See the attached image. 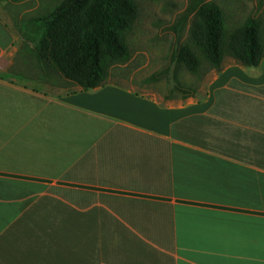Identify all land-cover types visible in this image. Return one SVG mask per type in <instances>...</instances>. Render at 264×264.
<instances>
[{"label":"crops","instance_id":"0c3cea01","mask_svg":"<svg viewBox=\"0 0 264 264\" xmlns=\"http://www.w3.org/2000/svg\"><path fill=\"white\" fill-rule=\"evenodd\" d=\"M18 5L0 0V264H264V59L179 102L26 83Z\"/></svg>","mask_w":264,"mask_h":264},{"label":"trees","instance_id":"16d2710c","mask_svg":"<svg viewBox=\"0 0 264 264\" xmlns=\"http://www.w3.org/2000/svg\"><path fill=\"white\" fill-rule=\"evenodd\" d=\"M193 13L190 43L178 48L176 67L197 73L200 55L216 72L226 55L245 68L260 65L264 59V26L257 20L247 18L227 32L219 6L201 4ZM137 15L133 0H61L31 22L39 36L31 49L43 75H59L83 91L102 86L110 67L129 59L125 36ZM185 19L173 29H184Z\"/></svg>","mask_w":264,"mask_h":264},{"label":"rangeland","instance_id":"374dc122","mask_svg":"<svg viewBox=\"0 0 264 264\" xmlns=\"http://www.w3.org/2000/svg\"><path fill=\"white\" fill-rule=\"evenodd\" d=\"M61 0H19L21 5L15 13L24 25L25 48L18 56L23 65L10 75L29 83L44 81L42 69L38 65L31 47L38 43V35L32 27V20L50 12ZM138 15L125 41L129 59L112 65L104 84H113L137 93H151L158 100L169 102L186 101L190 96H198L207 90L210 77L217 73L200 55V68L190 73L183 67H176V53L182 44L190 43V29L194 21L193 9L201 4L212 3L220 7L224 28L231 32L247 18L264 26V0H133ZM184 29L175 31L173 27L184 20ZM17 22V23H18ZM32 36V37H31ZM234 60L226 55L222 64ZM222 66V65H221ZM58 89L65 87L78 89L59 75L51 80ZM73 90V91H74Z\"/></svg>","mask_w":264,"mask_h":264}]
</instances>
